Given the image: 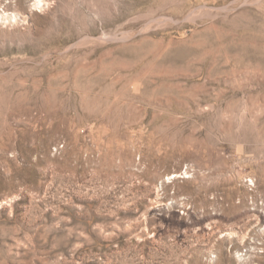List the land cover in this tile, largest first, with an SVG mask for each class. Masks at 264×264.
I'll return each instance as SVG.
<instances>
[{
    "label": "rangeland",
    "instance_id": "374dc122",
    "mask_svg": "<svg viewBox=\"0 0 264 264\" xmlns=\"http://www.w3.org/2000/svg\"><path fill=\"white\" fill-rule=\"evenodd\" d=\"M34 1L0 0V264H264V0Z\"/></svg>",
    "mask_w": 264,
    "mask_h": 264
},
{
    "label": "bare ground",
    "instance_id": "6f19581e",
    "mask_svg": "<svg viewBox=\"0 0 264 264\" xmlns=\"http://www.w3.org/2000/svg\"><path fill=\"white\" fill-rule=\"evenodd\" d=\"M46 5V0H35L34 1V6H35V8H41V7H43V6H45ZM16 18V16L15 15H13V20Z\"/></svg>",
    "mask_w": 264,
    "mask_h": 264
}]
</instances>
